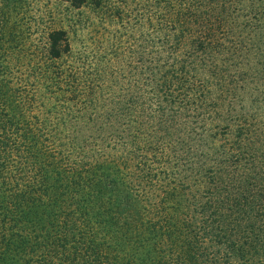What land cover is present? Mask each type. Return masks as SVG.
<instances>
[{"label": "trees", "instance_id": "1", "mask_svg": "<svg viewBox=\"0 0 264 264\" xmlns=\"http://www.w3.org/2000/svg\"><path fill=\"white\" fill-rule=\"evenodd\" d=\"M59 1L133 38L0 0V264H264V0Z\"/></svg>", "mask_w": 264, "mask_h": 264}, {"label": "rangeland", "instance_id": "2", "mask_svg": "<svg viewBox=\"0 0 264 264\" xmlns=\"http://www.w3.org/2000/svg\"><path fill=\"white\" fill-rule=\"evenodd\" d=\"M27 2V6L32 7L33 10L34 8H49V10L63 11L64 14L54 19H50L49 15L46 20L35 18L33 16L34 13L29 14V17L24 18V20L21 22V24L25 26V30H38L42 28L45 23L56 26H63L68 30L74 50L89 57L93 56L95 60H99L105 57V53H107L106 56H110V53L115 56L113 43L117 42V40H122L120 43H122L124 46L125 44H127L128 38H133V34L132 32H130L129 28H127L126 26L124 27V22H120L116 18L112 19V17H108V19H106L107 21L103 23L99 20L96 11L93 10L91 6H84L79 9H65L63 4H61L59 0H27ZM9 26L10 33L5 35V37L7 38V41L11 48L13 49L15 45H18L17 47H20L21 42L27 44L28 48L29 42H31V40L35 38V35H32L34 32L30 31L31 33L29 34L26 30V35H23V37H21L20 32L16 33L15 29L22 27L20 26V23L18 24L16 22L15 13L11 17ZM119 36H122L121 39L119 38ZM104 38L106 40H104ZM137 38L139 37L137 36ZM102 46H104L103 49ZM261 48H263L264 51V44ZM125 61L126 60H124V63H122L121 65H124L126 63Z\"/></svg>", "mask_w": 264, "mask_h": 264}]
</instances>
